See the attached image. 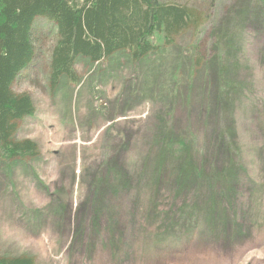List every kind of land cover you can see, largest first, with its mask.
Wrapping results in <instances>:
<instances>
[{"label":"rangeland","instance_id":"374dc122","mask_svg":"<svg viewBox=\"0 0 264 264\" xmlns=\"http://www.w3.org/2000/svg\"><path fill=\"white\" fill-rule=\"evenodd\" d=\"M162 1L201 23L156 33L140 61L78 58L76 83L56 86L58 30L35 20L13 85L35 112L13 140L36 155L3 161L0 146V260L264 264V0ZM181 168L213 177L196 187Z\"/></svg>","mask_w":264,"mask_h":264},{"label":"trees","instance_id":"16d2710c","mask_svg":"<svg viewBox=\"0 0 264 264\" xmlns=\"http://www.w3.org/2000/svg\"><path fill=\"white\" fill-rule=\"evenodd\" d=\"M40 17L55 23L58 30L50 74L55 86L63 77L76 83L73 67L78 58L100 63L119 52H128L133 60L140 61L158 50L152 42L156 33L163 34L166 43H171L175 36L198 26L202 20V15L190 6L162 0H0V146L5 151L1 156L3 161L36 155V145L32 141L13 140L18 122L35 112L32 99L28 95H15L13 85L36 56L33 26ZM173 148L182 149L177 145ZM179 152L183 154L172 150L166 156L172 155L176 162H181ZM183 168L176 170L187 172L188 180L191 179L196 187L205 183V176L213 177L203 173L191 177L192 172ZM182 178L178 175L175 179L179 190L185 189ZM0 264L33 262L17 258L2 259Z\"/></svg>","mask_w":264,"mask_h":264}]
</instances>
